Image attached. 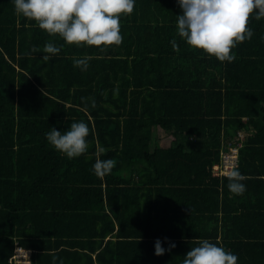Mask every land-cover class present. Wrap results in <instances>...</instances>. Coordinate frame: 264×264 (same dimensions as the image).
Returning <instances> with one entry per match:
<instances>
[{
    "label": "trees",
    "instance_id": "1",
    "mask_svg": "<svg viewBox=\"0 0 264 264\" xmlns=\"http://www.w3.org/2000/svg\"><path fill=\"white\" fill-rule=\"evenodd\" d=\"M181 14L176 0H136L120 20L122 43L101 51L49 36L0 0V264L19 245L34 252L32 264L73 254L72 264H94L93 254L98 264H116L125 246L150 240V258L160 261L169 251L155 255L154 242L165 238L176 245L175 264L203 239L261 250V231L217 238L220 223H259L255 213L237 215L245 203L264 218V18L250 17L254 34L228 63L179 37ZM48 42L61 51L45 63L32 50ZM84 57L81 71L73 61ZM78 121L89 125L88 150L68 159L45 133ZM158 127L175 136L173 145L152 149ZM240 131L236 169L246 191L235 195L213 167L222 132L236 145ZM97 159L113 162L110 174L94 173ZM160 222L175 223L173 232ZM186 223L188 230L177 225ZM144 224L147 233L132 229Z\"/></svg>",
    "mask_w": 264,
    "mask_h": 264
},
{
    "label": "clouds",
    "instance_id": "2",
    "mask_svg": "<svg viewBox=\"0 0 264 264\" xmlns=\"http://www.w3.org/2000/svg\"><path fill=\"white\" fill-rule=\"evenodd\" d=\"M136 0H12L15 12L46 31L49 36H59L76 47L95 46L101 51L109 46H119L123 41L120 32L122 16L131 15ZM182 14L176 16V30L180 38L194 49L202 50L220 62L231 63L236 59L233 49L251 40L253 30L248 26L250 17L264 18V0H176ZM175 48L176 41H171ZM42 51L45 63L58 55L61 47L48 42ZM31 53H28L30 55ZM74 66L86 71V57L75 59ZM92 106H95L93 101ZM89 125L84 121L72 122L66 131L50 128L45 133L47 142L68 159L84 155L88 150ZM113 162L97 159L93 171L98 177L110 174ZM238 169L228 175L229 191L243 195L246 185ZM163 243H168L165 248ZM20 247V246H19ZM174 242L157 239L154 254L163 255L175 248ZM238 256L217 243L203 239L192 247L182 264H238ZM52 264H57L53 257ZM63 264V260L59 261Z\"/></svg>",
    "mask_w": 264,
    "mask_h": 264
},
{
    "label": "crops",
    "instance_id": "3",
    "mask_svg": "<svg viewBox=\"0 0 264 264\" xmlns=\"http://www.w3.org/2000/svg\"><path fill=\"white\" fill-rule=\"evenodd\" d=\"M163 132H165V131L163 130ZM165 135L171 137V142L172 141L173 142L168 143V146H166V147H164L165 145L163 146V144L156 142L155 145H152V149L155 147L167 148V147H170L171 145H173V143L176 140L175 136L169 132L168 133L166 132ZM221 136H222V142H221V150L220 151H222L223 147H225V146H232V140L226 139L224 132H222ZM158 138H160V137L158 136ZM195 146H199V145H195ZM213 175H214V173H213ZM214 176L219 177L216 175H214ZM248 207H249L248 203L241 205L239 210H238L237 215H241L242 213H245L248 217L249 214H247V212L250 213V215L255 213L254 217H257L255 219L259 223L252 224V223H249L248 221L244 220V221H240L239 224H234V225L229 224L225 229L221 228V223H220V224H218V228H219V232H220L219 233L220 236L217 238L218 242H222V244H224L223 243L224 236L221 235L223 232L228 233V235H230V234L234 235V232L236 233L238 230H240V231L243 230V232H246V233L252 232V231H261L264 233V218H262L263 216L260 215V212H253V211L249 210ZM142 215H144V214H142ZM152 215H157V212L153 211ZM219 217H220L219 219H221V215ZM160 223L162 225L163 231L164 232L166 231L168 233L173 232V228L176 225L173 222L172 223L171 222H169V223L160 222ZM153 225H154L153 227H155L157 224L153 223ZM177 225H179V226L181 225L182 228H185L186 230H188V227H187L188 223L183 224V225L182 224H177ZM215 226H216V224H213V225L210 224V228H212V229ZM133 227H135V226H133ZM148 228H149V225L145 226V224H144V225H141L139 228L135 227L132 229H135V231H138V232L142 231L144 233H147L146 230ZM227 239H228V236H227ZM237 240H239V239H237ZM150 241L144 242V243L143 242H135L133 244L130 243V246H125L124 252H126V253H123V254L119 253L118 254L119 258L117 259V261H115V263L116 264L117 263L118 264H143V263L146 264V262H147V264H149V263L150 264H153V263L175 264V263H177L175 258L170 259V253H173L172 250L167 254V257H164L160 261L154 260L153 257L150 258V255L148 253V246H147ZM256 244H258V243H250L249 241H247V243H245V244H240V245H238V243H235L229 249H231V250L233 249L231 252L238 256V258H239L238 264H264V244L261 246L262 247L261 250H260L259 246H257ZM24 249H26V248H24ZM27 250H31V249H27ZM33 255H34V252L32 253V258H33ZM73 255L62 256L61 258H59L57 260H59V261L63 260L64 264H67V263L72 264V262L76 263L75 262L76 259L74 258ZM92 257H93L92 258L93 263L98 264V261L96 258L97 256L95 254H93ZM11 258L12 257H10V259ZM48 258L51 259L50 256ZM10 259H9V264H10ZM108 259H110V257ZM108 259H107V262L110 261ZM44 261L46 262L47 260H44ZM59 261H57V262H59Z\"/></svg>",
    "mask_w": 264,
    "mask_h": 264
},
{
    "label": "built area",
    "instance_id": "4",
    "mask_svg": "<svg viewBox=\"0 0 264 264\" xmlns=\"http://www.w3.org/2000/svg\"><path fill=\"white\" fill-rule=\"evenodd\" d=\"M245 139L244 132L238 133L236 145L225 146L221 151V163L213 167V173L216 176H227L229 172L236 169L239 160V150ZM10 264H32V251L17 246L14 255L10 259Z\"/></svg>",
    "mask_w": 264,
    "mask_h": 264
},
{
    "label": "rangeland",
    "instance_id": "5",
    "mask_svg": "<svg viewBox=\"0 0 264 264\" xmlns=\"http://www.w3.org/2000/svg\"><path fill=\"white\" fill-rule=\"evenodd\" d=\"M165 134H166V132H163L162 129H160L159 127L156 128L155 129V135L153 137V144L152 145H155V143L157 142V143L163 144V146L165 145L164 147H166V146H168V143H172L173 141L171 142V137L166 136ZM158 136L160 138H158Z\"/></svg>",
    "mask_w": 264,
    "mask_h": 264
}]
</instances>
